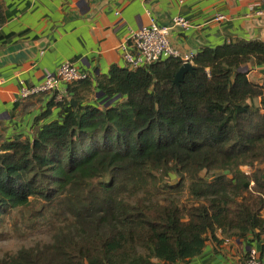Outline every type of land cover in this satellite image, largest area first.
Wrapping results in <instances>:
<instances>
[{"label": "trees", "instance_id": "obj_1", "mask_svg": "<svg viewBox=\"0 0 264 264\" xmlns=\"http://www.w3.org/2000/svg\"><path fill=\"white\" fill-rule=\"evenodd\" d=\"M192 60L179 86L180 57L112 65L96 87L86 78L54 95L30 136L0 144V238L34 201L41 225L55 229L52 242L0 264H180L218 229L240 239L264 231V86L248 76L264 66V42L207 47ZM157 173L179 176L164 185L178 194L189 179L194 202L154 200Z\"/></svg>", "mask_w": 264, "mask_h": 264}, {"label": "crops", "instance_id": "obj_2", "mask_svg": "<svg viewBox=\"0 0 264 264\" xmlns=\"http://www.w3.org/2000/svg\"><path fill=\"white\" fill-rule=\"evenodd\" d=\"M0 0L5 21L0 29V144L7 137L30 136L36 117L47 109L54 95H67L68 85L55 93H42L17 101L24 87L38 85L48 73L73 62L96 87L112 65L126 67L122 44L135 30L153 20L172 26L177 16L190 23L170 31V42L182 59L204 48L239 40L264 42V0ZM226 19L217 21L215 15ZM249 79L260 83L264 66H249ZM97 92V89H92ZM94 94L91 93V97ZM58 107L52 108L54 119ZM257 234V235H256ZM245 238L217 230L208 234L204 251L180 264H246L250 249L264 263V231ZM215 236V238H214ZM155 264H163L155 260Z\"/></svg>", "mask_w": 264, "mask_h": 264}, {"label": "built area", "instance_id": "obj_3", "mask_svg": "<svg viewBox=\"0 0 264 264\" xmlns=\"http://www.w3.org/2000/svg\"><path fill=\"white\" fill-rule=\"evenodd\" d=\"M261 1L263 0H259V2L253 5L259 6ZM256 13L258 15H264V9L257 10ZM226 18L224 14H217L214 17L217 21ZM176 26L188 28L190 23L184 17L177 16L173 19L171 27L160 26L153 20L148 26H143L133 31L122 44L126 67L130 70H136L141 67L150 66L171 56L181 58V54L173 48L170 42V31ZM183 60L185 63L186 61H190L191 58L186 57ZM86 78H88V75L85 72L80 71L73 62L68 61L62 64L54 73H48L44 81L40 84L24 87L19 92L17 101H23L42 93H55L59 91L61 84L70 85ZM2 84L3 79L0 76V88ZM260 84L264 86V76ZM62 97L63 95H58L57 100H61ZM246 264L264 263L258 257L257 250L251 248Z\"/></svg>", "mask_w": 264, "mask_h": 264}, {"label": "rangeland", "instance_id": "obj_4", "mask_svg": "<svg viewBox=\"0 0 264 264\" xmlns=\"http://www.w3.org/2000/svg\"><path fill=\"white\" fill-rule=\"evenodd\" d=\"M258 81L262 78L258 77ZM246 175L253 171L250 166H243L241 169ZM205 175V173H202ZM180 181L179 176L172 175V178H161L157 173L155 184L152 185L153 199L160 200L169 195H174L180 203L190 206L194 199L190 194V180L185 179L184 190L178 194L164 188L165 183L175 184ZM253 184V183H252ZM264 214V210L262 212ZM41 205L34 201L30 206L15 210L7 219L4 235L0 238V260L9 259L16 255L22 248H34L43 243H49L53 240L55 229L50 225H41Z\"/></svg>", "mask_w": 264, "mask_h": 264}, {"label": "water", "instance_id": "obj_5", "mask_svg": "<svg viewBox=\"0 0 264 264\" xmlns=\"http://www.w3.org/2000/svg\"><path fill=\"white\" fill-rule=\"evenodd\" d=\"M194 71H195V66H194L193 62L186 61L182 65V67L180 68V70L177 72V74L175 76V80H174L175 84L179 86L183 82L185 74H187L188 72L194 73ZM101 96H102V93L101 92H98L97 93V97L100 98ZM120 97H121V95H118V96L114 97L113 99L109 100L107 102V105L112 104L113 102H115L116 100H118ZM72 103L74 105H76L78 102L75 101V100H72Z\"/></svg>", "mask_w": 264, "mask_h": 264}]
</instances>
